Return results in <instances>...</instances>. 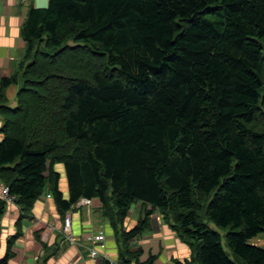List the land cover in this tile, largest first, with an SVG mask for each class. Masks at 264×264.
I'll return each mask as SVG.
<instances>
[{
  "label": "trees",
  "instance_id": "16d2710c",
  "mask_svg": "<svg viewBox=\"0 0 264 264\" xmlns=\"http://www.w3.org/2000/svg\"><path fill=\"white\" fill-rule=\"evenodd\" d=\"M22 35L0 180L25 212L46 190L62 215L96 199L121 264H153L133 243L159 210L192 250L184 264H264L251 243L264 235V0H49Z\"/></svg>",
  "mask_w": 264,
  "mask_h": 264
},
{
  "label": "crops",
  "instance_id": "0c3cea01",
  "mask_svg": "<svg viewBox=\"0 0 264 264\" xmlns=\"http://www.w3.org/2000/svg\"><path fill=\"white\" fill-rule=\"evenodd\" d=\"M32 5L36 7L35 0H0V128L4 124L1 107L17 105V94L24 83L23 74L28 63L25 62L27 43L22 28ZM4 79L11 80L6 87L3 86ZM4 138L5 134L0 132V142ZM56 169L61 175L60 188L68 198L65 166L58 164ZM50 193L46 190L28 212L17 199L8 203L0 198L5 202V212L0 216V259L7 252L11 236L19 231L22 216L21 235L15 240L12 248L15 254L9 264H105L107 261L121 264L118 244L103 216L101 203L95 199L92 204L71 210V233L66 234L63 231L66 214L60 213ZM132 208L126 222L130 228L138 222L143 211L142 207H137L136 216ZM150 221L151 229L133 243L134 248L143 250L141 261L154 256L153 264H184L191 259L189 244L178 238L159 210L152 213ZM98 234L105 236L104 242L95 240ZM102 243L106 247H102ZM251 243L264 247V235L257 236ZM93 249L98 252V259L92 257Z\"/></svg>",
  "mask_w": 264,
  "mask_h": 264
},
{
  "label": "built area",
  "instance_id": "2783aa9c",
  "mask_svg": "<svg viewBox=\"0 0 264 264\" xmlns=\"http://www.w3.org/2000/svg\"><path fill=\"white\" fill-rule=\"evenodd\" d=\"M50 196L51 195H49L48 197ZM0 198L7 201L8 203H12L16 200V196L11 193L10 187L2 184L1 181H0ZM92 203H93V199L82 197L81 199H79V201H77L72 206L70 210L67 211L66 216H65V223L63 227V231L66 234L71 233V210L76 209V208H81L84 205L92 204ZM94 238L97 241H103V242L105 241V236L103 234H98ZM102 247H106L105 243H102ZM91 252H92V256L94 259L99 258V254L96 250L93 249Z\"/></svg>",
  "mask_w": 264,
  "mask_h": 264
},
{
  "label": "rangeland",
  "instance_id": "374dc122",
  "mask_svg": "<svg viewBox=\"0 0 264 264\" xmlns=\"http://www.w3.org/2000/svg\"><path fill=\"white\" fill-rule=\"evenodd\" d=\"M66 31L67 32H69L70 31V28L68 27V28H66ZM71 44H72V42H70ZM1 181V180H0ZM137 207L138 208H140V207H143L142 206V204L141 203H139V204H135L134 206H133V211L132 212H135V215L136 216H138V212H139V210L137 209ZM131 211V210H130ZM130 213V212H129ZM162 215V218H164V216H163V214H161ZM130 215H128V218L127 219H130ZM208 223H209V225H210V227L212 228V229H214V230H217V231H219L222 235H223V237H224V234H225V230L222 228V227H220V226H218V225H216L214 222H211V221H207ZM126 228H128V227H126ZM225 247H226V245H225ZM138 248L139 247H135L134 249H136V251L138 250ZM93 257V256H92Z\"/></svg>",
  "mask_w": 264,
  "mask_h": 264
},
{
  "label": "water",
  "instance_id": "95a60500",
  "mask_svg": "<svg viewBox=\"0 0 264 264\" xmlns=\"http://www.w3.org/2000/svg\"><path fill=\"white\" fill-rule=\"evenodd\" d=\"M36 8L46 9L49 6V0H35Z\"/></svg>",
  "mask_w": 264,
  "mask_h": 264
}]
</instances>
